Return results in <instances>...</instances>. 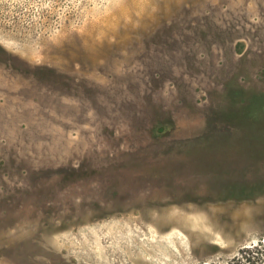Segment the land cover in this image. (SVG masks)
<instances>
[{
    "label": "rangeland",
    "instance_id": "obj_1",
    "mask_svg": "<svg viewBox=\"0 0 264 264\" xmlns=\"http://www.w3.org/2000/svg\"><path fill=\"white\" fill-rule=\"evenodd\" d=\"M258 241L264 0H0V264Z\"/></svg>",
    "mask_w": 264,
    "mask_h": 264
},
{
    "label": "trees",
    "instance_id": "obj_2",
    "mask_svg": "<svg viewBox=\"0 0 264 264\" xmlns=\"http://www.w3.org/2000/svg\"><path fill=\"white\" fill-rule=\"evenodd\" d=\"M196 264H205L199 262ZM206 264H220V263H206ZM226 264H264V243L258 241L255 244L247 247H242Z\"/></svg>",
    "mask_w": 264,
    "mask_h": 264
}]
</instances>
